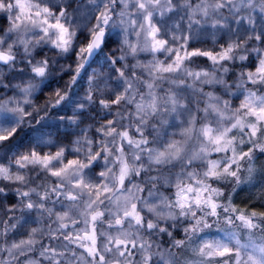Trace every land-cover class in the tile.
Listing matches in <instances>:
<instances>
[{
    "label": "snow or ice",
    "instance_id": "1",
    "mask_svg": "<svg viewBox=\"0 0 264 264\" xmlns=\"http://www.w3.org/2000/svg\"><path fill=\"white\" fill-rule=\"evenodd\" d=\"M0 264H264V0H0Z\"/></svg>",
    "mask_w": 264,
    "mask_h": 264
}]
</instances>
